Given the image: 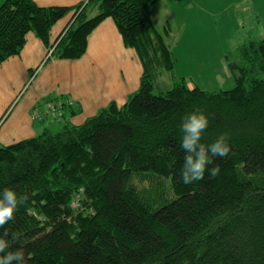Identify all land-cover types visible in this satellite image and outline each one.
Returning <instances> with one entry per match:
<instances>
[{
	"label": "trees",
	"instance_id": "16d2710c",
	"mask_svg": "<svg viewBox=\"0 0 264 264\" xmlns=\"http://www.w3.org/2000/svg\"><path fill=\"white\" fill-rule=\"evenodd\" d=\"M156 1L0 3V65L29 32L52 49L48 58L79 59L91 31L110 18L142 68L122 104L73 124L63 117L69 104L51 100L40 133L0 144V188L27 196L0 233L24 249L27 264H264V35L229 56L230 89L207 92L181 78L155 93L158 75L173 67L167 29L157 31L150 17ZM89 6L98 13L90 17ZM69 13L51 45L52 27ZM194 107L209 116L202 141L226 132L230 152L213 157L216 176L185 184L179 123Z\"/></svg>",
	"mask_w": 264,
	"mask_h": 264
},
{
	"label": "crops",
	"instance_id": "0c3cea01",
	"mask_svg": "<svg viewBox=\"0 0 264 264\" xmlns=\"http://www.w3.org/2000/svg\"><path fill=\"white\" fill-rule=\"evenodd\" d=\"M86 1L34 0L39 7H73ZM88 9L90 17L98 13L97 6ZM71 17L72 13L67 14L52 27L51 45ZM48 49L29 32L20 53L1 63L0 144L40 133L48 126L44 112L51 100L70 101L71 106L65 108L63 117L79 124L111 101L122 104L139 85L142 72L139 59L133 49L124 46L110 18L103 19L91 31L86 51L79 59L47 60ZM70 109L78 113L68 117Z\"/></svg>",
	"mask_w": 264,
	"mask_h": 264
},
{
	"label": "rangeland",
	"instance_id": "374dc122",
	"mask_svg": "<svg viewBox=\"0 0 264 264\" xmlns=\"http://www.w3.org/2000/svg\"><path fill=\"white\" fill-rule=\"evenodd\" d=\"M150 17L157 31L167 29L165 43L173 60L172 69L158 75L155 93L172 88L181 78L207 92L230 89L234 80L229 56L243 41L264 35V0H157ZM162 204L161 198L158 206Z\"/></svg>",
	"mask_w": 264,
	"mask_h": 264
},
{
	"label": "clouds",
	"instance_id": "9594fccd",
	"mask_svg": "<svg viewBox=\"0 0 264 264\" xmlns=\"http://www.w3.org/2000/svg\"><path fill=\"white\" fill-rule=\"evenodd\" d=\"M208 124L209 116L200 107L186 111L181 117L180 147L184 154L179 178L185 184L201 180L206 172L209 177L216 176L220 166L213 164V157H225L230 152L226 132H221L209 143L202 141L201 137ZM26 199L25 194L18 193L12 187L0 188V226L12 219L18 205ZM0 264H27L24 249L11 248L7 231L0 233Z\"/></svg>",
	"mask_w": 264,
	"mask_h": 264
},
{
	"label": "built area",
	"instance_id": "2783aa9c",
	"mask_svg": "<svg viewBox=\"0 0 264 264\" xmlns=\"http://www.w3.org/2000/svg\"><path fill=\"white\" fill-rule=\"evenodd\" d=\"M51 111V113H54V109L49 107V112Z\"/></svg>",
	"mask_w": 264,
	"mask_h": 264
}]
</instances>
